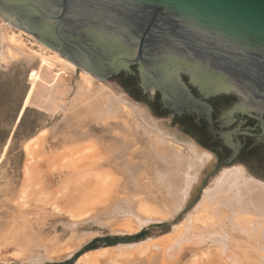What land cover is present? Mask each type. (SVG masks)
I'll use <instances>...</instances> for the list:
<instances>
[{
  "label": "rangeland",
  "instance_id": "1",
  "mask_svg": "<svg viewBox=\"0 0 264 264\" xmlns=\"http://www.w3.org/2000/svg\"><path fill=\"white\" fill-rule=\"evenodd\" d=\"M0 24L17 33L16 39L29 54L57 51L33 34L12 27L1 16ZM38 56L30 61L20 57L0 62V264H264L259 257L261 245L240 231L223 226L219 229L222 218L207 228H201L198 222L189 239L181 235L182 226L174 228L175 224L185 222L203 189L219 172L216 154L202 148L168 119L156 116L143 101L132 98L115 81L101 79L77 65L70 70L73 83L69 86H73L79 72L85 70L94 82L122 92L143 109L146 119L161 125L175 142L191 143L208 151L211 167L201 173L198 186L181 209L166 220L145 225L144 229L149 231L144 238L112 245L97 241V247L90 250L98 251L81 256L89 251L86 250L79 255L80 259L79 256L73 258L94 238L122 237L137 233L141 228L119 230L123 228L118 225L120 222L105 214L115 202L132 193L125 171L110 161L111 152L106 147L111 134L122 133V125L109 130L88 123L86 129L81 130L67 127L61 112L51 115L50 101L57 87ZM17 108L16 120L24 113L13 130ZM43 128L45 134L27 153L24 141ZM140 147L142 144H138L139 150ZM235 164L241 163L233 162L222 168ZM243 167L248 174L264 182V168L254 163ZM148 200L162 208L163 201L159 197L148 195ZM155 223H159L158 226H154ZM198 232L204 234L201 242L192 244ZM147 237L156 240H145ZM28 240L31 243L25 246ZM19 241L24 243L23 247L18 245ZM173 242L177 246L167 248ZM34 243L41 246L36 247ZM130 243L139 244L131 248L117 247ZM152 243L160 246L149 247ZM44 248H48L49 253Z\"/></svg>",
  "mask_w": 264,
  "mask_h": 264
},
{
  "label": "water",
  "instance_id": "2",
  "mask_svg": "<svg viewBox=\"0 0 264 264\" xmlns=\"http://www.w3.org/2000/svg\"><path fill=\"white\" fill-rule=\"evenodd\" d=\"M0 16L101 79L135 65L144 90L162 88L173 101L185 70L201 89L235 90L251 106L244 83L216 58L264 84V0H0ZM260 119L264 137V100Z\"/></svg>",
  "mask_w": 264,
  "mask_h": 264
},
{
  "label": "bare ground",
  "instance_id": "3",
  "mask_svg": "<svg viewBox=\"0 0 264 264\" xmlns=\"http://www.w3.org/2000/svg\"><path fill=\"white\" fill-rule=\"evenodd\" d=\"M16 34L9 26L0 24V62L15 61L20 57L30 61L39 55L40 64L43 63L52 84L57 87L50 101L51 115L61 112L66 118L67 127L81 130L86 129L88 123L109 130L115 125H122V133L118 136L111 134L106 145L111 152L110 161L118 167L122 166L127 183L132 188L131 195L115 202L105 211V214L120 222L118 225L123 228L119 230L136 231L151 222L166 220L181 209L198 186L201 173L211 167L209 152L191 143L175 142L171 135L162 130L161 125L146 119L143 109L130 102L122 92L94 82L85 70L79 72L76 83L69 86L73 83L70 70H74V62L57 51L49 54L34 51L29 54L16 39ZM45 132L44 128L40 129L24 141L27 153ZM138 144H142L140 150ZM148 195L162 199V208L149 202ZM219 218H222L219 229H222L220 226L229 227L230 230L244 233L247 238L252 236L251 240L261 245L259 257L264 263V182L248 174L242 164L221 167L203 189L185 222L175 224L174 228L182 226L181 235L189 239L198 222L201 228H207L216 224ZM198 233H195L197 237L193 238L192 244L201 242L200 237L204 234ZM20 241L18 245L23 247L24 243ZM30 243L28 240L25 246ZM138 244L117 247L131 248ZM156 244L148 246L158 248L160 244ZM175 246L177 243L173 242L167 248ZM44 250L49 253L48 248ZM98 250H89L81 256Z\"/></svg>",
  "mask_w": 264,
  "mask_h": 264
},
{
  "label": "flooded vegetation",
  "instance_id": "4",
  "mask_svg": "<svg viewBox=\"0 0 264 264\" xmlns=\"http://www.w3.org/2000/svg\"><path fill=\"white\" fill-rule=\"evenodd\" d=\"M207 57L206 52H195ZM211 56V59H215ZM217 62L232 79L244 83L251 106H247L235 90L206 91L190 74L179 70L175 76L179 84L177 101H173L162 88L144 90L141 76L135 65L131 70L117 72L109 77L119 84H129L127 93L141 100L158 117L168 119L171 125L192 137L198 144L218 156L217 165L228 159L243 165L254 163L264 166V137L262 132L261 102L264 100V84L248 71ZM122 79V80H121ZM150 95V96H149ZM230 163V164H231Z\"/></svg>",
  "mask_w": 264,
  "mask_h": 264
},
{
  "label": "trees",
  "instance_id": "5",
  "mask_svg": "<svg viewBox=\"0 0 264 264\" xmlns=\"http://www.w3.org/2000/svg\"><path fill=\"white\" fill-rule=\"evenodd\" d=\"M22 118V117H21ZM164 225V224H161ZM154 226H158V224L154 225ZM149 229H143L137 233L134 234H130V235H125L122 237H118V236H105L102 238H94L88 245H86L83 249L79 250L78 252H76L73 255V258L78 257L81 253H83L86 250H90V249H94L95 247H97V241H103L108 245H112L114 243L117 242H128V241H132V240H138V239H142L144 238L147 233H148ZM152 237H147L146 239H150Z\"/></svg>",
  "mask_w": 264,
  "mask_h": 264
}]
</instances>
